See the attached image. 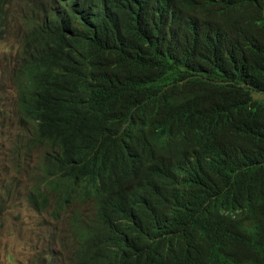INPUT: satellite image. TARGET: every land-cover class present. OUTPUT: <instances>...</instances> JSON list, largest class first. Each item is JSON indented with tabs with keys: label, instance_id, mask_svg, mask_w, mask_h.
<instances>
[{
	"label": "trees",
	"instance_id": "trees-1",
	"mask_svg": "<svg viewBox=\"0 0 264 264\" xmlns=\"http://www.w3.org/2000/svg\"><path fill=\"white\" fill-rule=\"evenodd\" d=\"M0 54L68 264H264V0H0Z\"/></svg>",
	"mask_w": 264,
	"mask_h": 264
},
{
	"label": "rangeland",
	"instance_id": "rangeland-1",
	"mask_svg": "<svg viewBox=\"0 0 264 264\" xmlns=\"http://www.w3.org/2000/svg\"><path fill=\"white\" fill-rule=\"evenodd\" d=\"M7 63H13L12 57L0 54V199L7 200L0 216V264H63L69 248L65 225L49 210L37 211L28 203L37 181V155L16 150L25 141L24 126Z\"/></svg>",
	"mask_w": 264,
	"mask_h": 264
},
{
	"label": "clouds",
	"instance_id": "clouds-1",
	"mask_svg": "<svg viewBox=\"0 0 264 264\" xmlns=\"http://www.w3.org/2000/svg\"><path fill=\"white\" fill-rule=\"evenodd\" d=\"M18 116H19V115H18ZM19 121L23 124V126H24V132H25V130H26V128H25V124L20 120V117H19ZM31 187H32V186H31ZM31 187H30V189H31ZM30 189H29V191H30ZM4 195L7 196L8 194H4ZM29 196H30V193L28 192V196H27L28 203H29V205H30L33 209H35V210H37V211H45V210H49L50 213L52 214L51 211H52V209L54 208L52 204L49 205L48 207L42 209V210H38V209L35 208V207L32 205V203L30 202ZM0 200H1V199H0ZM1 201H2V203H3V207H2V210H1V213H0V216L2 215L4 209H5L6 205H7V200H6V198H5L4 200H1ZM61 222H62V221H61ZM62 223H63V222H62ZM65 227H66V226H65ZM65 236L67 237V241H68V243H69V248L66 250V258L63 260L62 263H63V264H68V253H69V251L73 248V242H72V232H71V230H69L67 227H66V233H65Z\"/></svg>",
	"mask_w": 264,
	"mask_h": 264
}]
</instances>
